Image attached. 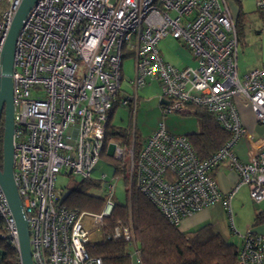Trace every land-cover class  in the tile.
Here are the masks:
<instances>
[{"label": "built area", "instance_id": "obj_1", "mask_svg": "<svg viewBox=\"0 0 264 264\" xmlns=\"http://www.w3.org/2000/svg\"><path fill=\"white\" fill-rule=\"evenodd\" d=\"M20 2L0 0V53ZM256 8L264 17V0H257ZM167 36L189 51L191 64L177 68L163 59L158 44ZM238 44L227 0L32 3L16 35L10 78L12 175L27 220L33 264H103L88 253L87 243L117 240L127 242L140 264L130 220H117L104 231L116 201L117 176H100L104 203L99 213L66 207L55 189L59 173L90 178L104 143L111 157H129L127 203L134 185L172 225L216 203L231 220V200L242 185L252 201L264 202V136H249L244 161L233 151L247 134L238 100L264 126V63L239 76ZM128 55L133 76L125 80L122 62ZM150 80L160 84L164 114L204 110L229 138L204 159L186 135L171 133L162 123L141 138L136 153L133 130L129 146L119 136L105 140L110 111L119 104L133 115L137 90ZM221 163L238 175L227 192L212 175ZM236 234V264H264V235L251 229ZM3 245L18 250L15 221L0 188V259Z\"/></svg>", "mask_w": 264, "mask_h": 264}, {"label": "trees", "instance_id": "obj_2", "mask_svg": "<svg viewBox=\"0 0 264 264\" xmlns=\"http://www.w3.org/2000/svg\"><path fill=\"white\" fill-rule=\"evenodd\" d=\"M3 5L0 4V13ZM243 23L241 14L236 21L238 43L243 36ZM198 121L199 130L186 134L196 155L200 159L218 150L229 138V134L222 130L213 117L204 110L196 109L193 113ZM113 109L110 111L106 139L119 136L129 146V135L134 133V152L139 147L140 136L133 128L115 127L110 124ZM2 127L0 126V164L2 148ZM104 143L101 157H105L112 165L114 175L123 177L128 188V174L125 172L124 160L109 157ZM100 182L85 178L80 184L73 186L62 198L61 203L71 209L90 213H99L102 209L104 198L100 195L87 193L90 187H99ZM127 190V189H126ZM258 213L254 217V224L264 220ZM263 218V219H261ZM117 220L127 222L130 220L134 237L139 249L140 264H236L237 246L225 240L211 224H205L190 234L181 232L177 226L169 223L159 210L139 190L132 185L130 189L129 204L115 201V205L108 217L105 218L104 231H109ZM87 251L92 256L100 257L103 264H133L127 242L96 241L86 245ZM0 264H19L18 252L14 248L3 245Z\"/></svg>", "mask_w": 264, "mask_h": 264}, {"label": "rangeland", "instance_id": "obj_3", "mask_svg": "<svg viewBox=\"0 0 264 264\" xmlns=\"http://www.w3.org/2000/svg\"><path fill=\"white\" fill-rule=\"evenodd\" d=\"M113 1L114 0H110V2ZM244 24L242 27L243 31L245 30ZM180 47L183 46L170 36L163 38L158 44V48L161 50L163 57L167 61L174 63L178 61L177 59L179 58L180 52L178 49H180ZM248 49H251V45H249ZM252 52H254V50ZM241 54V47H239L237 55L239 76H242L247 69V66L244 64L242 65L240 62ZM122 74L125 80H129L133 76V59L130 55L123 59ZM122 86L126 87L127 92L130 91L127 82H123ZM160 94L161 88L159 82L156 80L148 81L144 86L138 88L137 90L138 100L134 114H130L127 106L118 104L113 109L110 124L115 127L130 128L131 130L134 128L140 138H145L160 123L163 124L167 131L174 134L186 135L199 130L197 118L192 113L164 114L159 103ZM263 132L264 126L261 124L257 125L254 129V133L256 134H262ZM237 151L241 154V156L245 155L246 144L243 140L238 142ZM124 162L125 164H129L128 156H126ZM102 173L106 174V179L114 175L113 165L105 157L99 158L91 172L90 178L94 181H99ZM114 176H117L118 178L115 186V199L118 202L123 203L125 202L124 180L119 174ZM81 180L82 179L80 177L73 178L63 173H59L54 183L58 197L62 199L73 186L80 184ZM87 193L92 195H101L102 187H100V185L99 187H90L87 189ZM257 204L258 203L252 201L249 197L248 188L245 185L240 186L231 200V220L221 203H216L215 205L210 206L214 207L211 210V215L213 217L212 221L216 225L215 230L219 231L221 235L226 237L232 243H236L238 239L236 232L244 233L253 228ZM133 264L137 263L134 262Z\"/></svg>", "mask_w": 264, "mask_h": 264}, {"label": "crops", "instance_id": "obj_4", "mask_svg": "<svg viewBox=\"0 0 264 264\" xmlns=\"http://www.w3.org/2000/svg\"><path fill=\"white\" fill-rule=\"evenodd\" d=\"M256 2L257 0H227L229 9L233 17L235 18V21H237L238 16L241 14L242 23L243 24L245 23L244 24L245 30L243 31L244 39L242 36L240 46L238 44V50H237V55H238L239 47H241L242 54H241L240 62L242 63V65L244 64L247 66V69L243 74L259 67L264 63V17L257 10ZM249 45H251L250 50L248 49ZM178 50L180 51L179 58L177 59L178 61H176L175 63L167 61L163 57L161 50L160 53L166 62L174 65L177 68H182L188 64H191L192 61L189 51L185 47H180V49ZM253 50L254 52H252ZM237 72H238V60H237ZM123 88L124 90H126L125 86ZM237 106L239 109L242 123L247 131V134L237 141V143L233 147V151L240 160L244 161L247 159V146H248L247 141L249 136L251 135L264 136V132L262 134L254 133L255 127L259 125V123H256L254 121L252 112L250 111L249 107L243 103L241 99L237 101ZM240 140H243L246 144V151L244 156H241V154H239V152L237 151V145ZM212 175L217 181L218 186L222 192H227L228 190H230L238 180L237 173L228 169L225 163H221L220 165L215 167L212 171ZM213 208L214 207L209 206L182 219V221L177 226V228L181 232L190 234L205 224H211V226L215 230L216 225L215 223H213L212 221L213 217L211 215V210ZM258 213H263L260 215V217L264 218V202H259L257 204L255 215ZM251 230L261 235H264V220H261V222L258 224H253V228H251ZM217 232L220 234L219 231ZM221 236L225 240L229 241L223 235ZM234 244L237 246L239 244V239H237V242ZM131 258H132V263L135 262L139 264L134 256H131Z\"/></svg>", "mask_w": 264, "mask_h": 264}, {"label": "water", "instance_id": "obj_5", "mask_svg": "<svg viewBox=\"0 0 264 264\" xmlns=\"http://www.w3.org/2000/svg\"><path fill=\"white\" fill-rule=\"evenodd\" d=\"M35 0H21L10 24L0 53V119L3 114L2 148L0 164V188L5 196L10 213L15 221L18 237L19 264H33L29 243L27 220L21 209L18 193L13 181V104L11 100L12 82L10 73L13 63V50L16 35L21 26V20ZM166 102L160 99L159 103ZM111 149L107 155L112 156Z\"/></svg>", "mask_w": 264, "mask_h": 264}]
</instances>
